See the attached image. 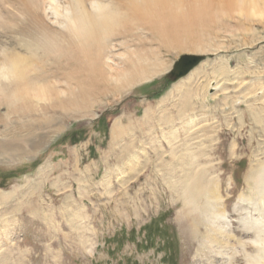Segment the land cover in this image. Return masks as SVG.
I'll return each mask as SVG.
<instances>
[{"label":"rangeland","instance_id":"obj_1","mask_svg":"<svg viewBox=\"0 0 264 264\" xmlns=\"http://www.w3.org/2000/svg\"><path fill=\"white\" fill-rule=\"evenodd\" d=\"M91 1L0 0V68L69 41ZM248 1L172 39L119 29L100 80L72 50L39 49L27 77L51 82L44 99L10 98L0 74V264H264V0ZM185 54L205 59L169 81ZM144 64L115 95L119 69Z\"/></svg>","mask_w":264,"mask_h":264},{"label":"bare ground","instance_id":"obj_2","mask_svg":"<svg viewBox=\"0 0 264 264\" xmlns=\"http://www.w3.org/2000/svg\"><path fill=\"white\" fill-rule=\"evenodd\" d=\"M91 3H92V9H93L92 13L93 14H89V15L87 14L86 15L85 12L80 11L81 13L77 17V14L75 13V15H76L74 17L75 19L73 20V22L70 21L72 23V25L70 24L71 27L69 28V32L71 33V36H70L69 41H67L66 43L58 44L55 41L56 39H54L53 36L43 37L40 41L36 42L35 49L33 50V52H31V55H30L31 58H29V66L26 64V62H25L26 60H23L18 56H17L18 58L16 56L13 58L11 57L10 59H8V61L4 60L6 62V63L4 62L5 67L0 68V74L5 73V75L13 81L14 87L17 84L16 88H15L16 90L12 91V93L10 94V98L17 99L20 97V92H23L24 95L25 94H27V95L33 94L35 97H37V98L39 97L38 99H40L41 96H43V99H44V96L47 95L46 97H48V93L50 94V92L52 91L51 88H48L51 85L50 84L51 82L49 83V85L47 82L48 86L44 84L45 83L44 79L46 77L45 78L36 77V79H34V81L31 80L30 78L28 79V77H27V75H29V73L32 72V70H34L32 64L35 63V60H36L35 51H37L39 49L49 47L52 50L51 52H54L53 51L54 49L57 51L61 50V52L63 50L62 53H64V54H66L67 50H69V52H70V50H72L71 53L74 52V58H76L77 60L81 59V61L83 63H85L81 66V69L84 70V72H82V71L80 72L81 76L83 75L82 73H84V75H92V73L95 72L96 78L100 80L101 79L100 78V76H101V64H102L101 60L105 59L104 55L106 53H104V51H105V48H108V47H106L105 43L107 42V40L109 41L111 39V38L108 39L109 37H111V36L113 37L114 35H116L115 33L117 31H119V29H123V27H125V28L129 27L130 30H132V27L138 29L137 27H140L139 25L143 24L145 27L149 28L150 31H154L156 34L160 35L161 37L171 36V39H172V36H174V37L177 35L179 36V34H183L186 32L187 29L185 28V24L188 20H192V19L198 20V18H199V20H200V18L201 19L210 18V17H213L214 15L223 14L226 11H227L226 13H228V11H231V10H233V11H235V10L239 11L240 10L242 13L247 8H248V10H249V8L251 10H254L252 7L251 1H248V0H185L183 2L181 0H123V1L120 0L119 1V7H118V2H115L114 0H113V3L110 2L107 5H102L97 0H92ZM221 3H222V5H225V6H222ZM185 4H187V10H184V8H183ZM78 7H79V5H78ZM76 9H78V8H76ZM255 12H256V10H255ZM252 19H253V17H252ZM197 22H199V21H197ZM192 28H194V27H192ZM194 31H195V29H194ZM194 34L195 33L193 32L192 35H194ZM196 34H198V32H196ZM184 35L187 36L186 34H184ZM192 35L189 34L188 38H191ZM180 37H182V35ZM193 37L194 36H192V39H193ZM195 37H196V35H195ZM202 37L203 36H201V38ZM199 38H200V36H199ZM192 39H191V43L193 41ZM201 40L202 39H200L199 41L201 42ZM183 41L185 42V40H183ZM110 42H111V40H110ZM195 43H193V44H195ZM62 45H63V47H62ZM50 49H49V51H50ZM61 52H60V54H61ZM36 53H38V52H36ZM70 55H72V54H70ZM8 56H10V55H8ZM62 56H63V54H62ZM59 57H61V56H59ZM76 59H74V60L76 61ZM110 59L109 58H108V60L106 59L107 62H112ZM78 66H80V65L78 64ZM144 66H145V64H144ZM146 67H148V66H145V70L139 69V68H138L139 69L138 70L135 68V71H137V72L133 76L130 74H127V73L123 74V70H121V69H119L120 71L118 70L119 72H117L116 69H115V71L111 70L112 73H113V71L115 73L116 72L118 73V74H116V78H115L114 82L116 83V85L118 84L119 87H117L116 89L114 88V94L120 96L121 92H123V93L126 92L132 86H134L137 82L145 80L148 75H151L152 70L150 72L146 71ZM140 68H142V67L140 66ZM81 76L79 78H81ZM82 81H86V79L84 78L82 80V78H81V82ZM20 83H22V84H20ZM18 85H21V88L23 85L24 86L21 89ZM116 85H114V86H116ZM19 89H20V91H19ZM54 89L57 92L55 87H54ZM186 91H187L186 96L190 95V94H188L189 93L188 90H186ZM58 92L55 94L56 96H58L60 94V93L58 94ZM183 99H184V97H183ZM45 100H48V99L45 98ZM200 172H201V170H200ZM204 172H201V173H204ZM204 177H207V176L204 175ZM200 179H201V177H200ZM210 204H212V203H210ZM217 212H219V210H217ZM219 213H221V212H219ZM217 214L213 215L215 220H221V219L223 220L224 219V217H222L221 214L220 215H217Z\"/></svg>","mask_w":264,"mask_h":264},{"label":"water","instance_id":"obj_3","mask_svg":"<svg viewBox=\"0 0 264 264\" xmlns=\"http://www.w3.org/2000/svg\"><path fill=\"white\" fill-rule=\"evenodd\" d=\"M203 55H181L173 64L172 69L167 73L166 78L171 82L186 77L194 68H196L203 60Z\"/></svg>","mask_w":264,"mask_h":264}]
</instances>
